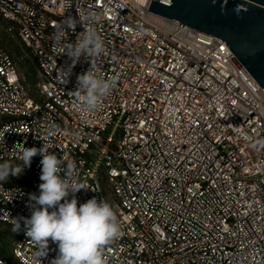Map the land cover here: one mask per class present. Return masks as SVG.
Segmentation results:
<instances>
[{
    "label": "built area",
    "instance_id": "obj_1",
    "mask_svg": "<svg viewBox=\"0 0 264 264\" xmlns=\"http://www.w3.org/2000/svg\"><path fill=\"white\" fill-rule=\"evenodd\" d=\"M151 1L0 0V28L37 80L34 91L0 46V160L20 164L23 147L45 142L74 164L77 206L102 198L121 224L107 264H264V89L222 38L152 12ZM77 10L104 40L95 73L118 77L94 112L76 96L90 62L70 69L51 37ZM84 30H68V42ZM41 159L29 167L39 181ZM31 194L0 182V222L13 230L12 218H30ZM23 229L0 264H38ZM57 255L49 238L41 264Z\"/></svg>",
    "mask_w": 264,
    "mask_h": 264
},
{
    "label": "clouds",
    "instance_id": "obj_2",
    "mask_svg": "<svg viewBox=\"0 0 264 264\" xmlns=\"http://www.w3.org/2000/svg\"><path fill=\"white\" fill-rule=\"evenodd\" d=\"M77 12L78 20L72 16L62 19L51 37L54 43L62 45L63 53L71 59L70 69L81 57L90 62L89 70L77 76L76 96L83 112H94L111 94L118 77L105 79L95 73L93 60L105 52L104 40L95 28L86 26L85 18L79 10ZM78 23L85 30L77 35L75 42H68V30L75 31ZM58 127L55 123L49 124V138ZM37 154L42 156L39 195L30 196L34 201V205H30V218H12L13 231H21L23 222L26 236L36 246L34 256L38 264H41L39 258L47 256L49 238L58 245V255L50 264H107L105 247L122 235L121 224L115 207L102 198L93 197L77 206L75 194L83 188L71 182L75 177L74 164L65 165L63 159L50 152L43 142L40 148L23 147L18 157L20 164L0 162V182H6L10 176H18L25 167H30ZM70 194L71 200L67 199Z\"/></svg>",
    "mask_w": 264,
    "mask_h": 264
},
{
    "label": "water",
    "instance_id": "obj_3",
    "mask_svg": "<svg viewBox=\"0 0 264 264\" xmlns=\"http://www.w3.org/2000/svg\"><path fill=\"white\" fill-rule=\"evenodd\" d=\"M149 10L222 38L264 89V0H152Z\"/></svg>",
    "mask_w": 264,
    "mask_h": 264
},
{
    "label": "trees",
    "instance_id": "obj_4",
    "mask_svg": "<svg viewBox=\"0 0 264 264\" xmlns=\"http://www.w3.org/2000/svg\"><path fill=\"white\" fill-rule=\"evenodd\" d=\"M0 19H1V15H0ZM4 49H6V48H4ZM6 50L9 51V52H12V49L11 50L6 49ZM14 51L18 55H22L21 54L22 53L21 47L19 45H18V47H16L14 49ZM22 57L26 59L25 62H21V66L23 68V74L26 75L28 83H30L32 85H35L37 80H36V75H35L34 64H33L32 60L29 57H26V56H23V55H22ZM0 162H4V161L0 160ZM33 178H35L34 175L32 177H29V178L28 177L14 178V176H12V179L11 180H7L5 183L7 185H14V184L20 185V186L26 187L27 189L32 190V191H34V192L39 194V183L35 182V179L33 180ZM17 234H18V232H14L12 229L5 230V231H0V241H4L5 240V242L7 243L6 245L12 247L13 241H14L15 237L17 236ZM0 254L5 255V248L2 245H0Z\"/></svg>",
    "mask_w": 264,
    "mask_h": 264
},
{
    "label": "rangeland",
    "instance_id": "obj_5",
    "mask_svg": "<svg viewBox=\"0 0 264 264\" xmlns=\"http://www.w3.org/2000/svg\"><path fill=\"white\" fill-rule=\"evenodd\" d=\"M0 22H1V23H4V24H7V23H8V22H7L6 20H4V19H0ZM0 46L6 48V49H8V50H11V49H12V52H11V53H12V54L14 55V57L16 58L17 65H18V67L20 68V71L23 73V68H22V66H21V62H25L26 59L23 58L22 55H18V54L14 51V49H15L16 47H18L17 43H16L15 41L9 39V38L6 36L5 32L2 31L1 28H0ZM21 51H22V50H21ZM21 54H22V53H21ZM31 86H32L33 90L35 91V89H36L35 85H32V84H31ZM0 119H1V118H0ZM11 163H13V164H18V163H14V162H11ZM32 174H33V173H32V171H31V169H30L29 167H25V168L22 170V172H21L18 176H14V178H19V177H28V178H29V177H32V176H33ZM11 179H12V176H10V177L8 178V180H11ZM34 179H35V182H38L39 184L42 183L41 181L37 180V178H33V180H34ZM104 187H105V193H106V195H107L108 197H111V188H110V186H109L107 183H105V184H104ZM10 229H11V226H10V225H6V224L0 222V231L10 230ZM6 244H7V243L5 242V240H4V241H0V245H2V246L5 248V255H4V257L12 259V256H11V246H7Z\"/></svg>",
    "mask_w": 264,
    "mask_h": 264
}]
</instances>
